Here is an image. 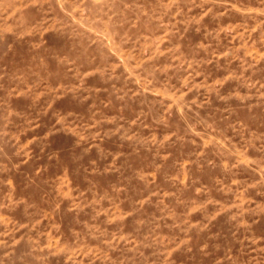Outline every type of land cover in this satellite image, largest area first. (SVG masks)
<instances>
[{"label": "rangeland", "instance_id": "obj_1", "mask_svg": "<svg viewBox=\"0 0 264 264\" xmlns=\"http://www.w3.org/2000/svg\"><path fill=\"white\" fill-rule=\"evenodd\" d=\"M0 264H264V0H0Z\"/></svg>", "mask_w": 264, "mask_h": 264}]
</instances>
